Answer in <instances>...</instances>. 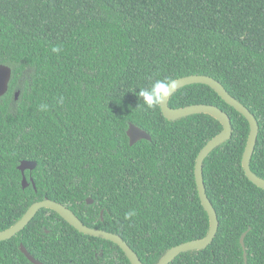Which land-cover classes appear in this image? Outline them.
Masks as SVG:
<instances>
[{
	"label": "trees",
	"instance_id": "16d2710c",
	"mask_svg": "<svg viewBox=\"0 0 264 264\" xmlns=\"http://www.w3.org/2000/svg\"><path fill=\"white\" fill-rule=\"evenodd\" d=\"M0 65L11 70L0 96V232L49 199L120 236L143 264L203 238L194 166L222 126L148 108L138 93L158 79L208 76L245 106L259 129L250 170L264 179V0H0ZM198 104L224 111L232 127L203 161L218 229L207 248L170 264H245L244 253L246 264H264V190L241 166L248 122L205 85L168 101ZM129 124L150 140L130 145ZM22 161L36 166L21 173ZM20 245L42 264H130L115 244L48 209L0 242V264H32Z\"/></svg>",
	"mask_w": 264,
	"mask_h": 264
},
{
	"label": "water",
	"instance_id": "95a60500",
	"mask_svg": "<svg viewBox=\"0 0 264 264\" xmlns=\"http://www.w3.org/2000/svg\"><path fill=\"white\" fill-rule=\"evenodd\" d=\"M11 78V70L7 66L0 65V96H3L8 88V83ZM175 87L171 89L170 94L168 95L167 100H165L163 105H159L161 113L166 120L175 121L181 118H185L190 115L195 114H206L214 119H216L222 126V130L214 136L211 140H209L205 146L200 150L197 155L195 166H194V178L195 184L197 187L198 196L203 206L204 210L208 215L209 220V228L207 234L200 239L189 241L183 244H180L176 247L169 249L163 257L158 261L157 264H170L179 254L203 250L207 248V246L213 241L217 229H218V220L217 215L206 195L205 186L203 182V161L205 158L218 146L226 142L232 135V127L229 116L222 111L221 109L211 106V105H191L177 109H171L168 106V101L170 96L177 91L178 89L193 85V84H201L208 86L211 88L228 106L233 108L236 112L241 114L249 125V134L247 137V141L245 144V148L241 158V166L244 171V175L249 182H251L254 186L259 189L264 190V179L259 178L250 170V160L253 155L257 136H258V124L255 120L254 116L250 113V111L239 103L236 99L230 96L225 88L216 80L211 77L203 76V75H191L183 78H179L174 80ZM18 96V93H15V98ZM126 135L129 140V144L133 145L140 140H150L148 134H146L143 130L135 127L132 124H129ZM36 164L31 161H22L18 166V170L23 173L25 170H33ZM23 188L27 187V181L23 177L22 179ZM92 201L87 199V204H91ZM41 209H48L56 214H58L65 222H67L71 227H73L76 231L86 236L99 238L102 240L109 241L115 244L121 251L124 253L125 257L128 259L130 264H143L138 258L137 254L122 240V238L116 234L109 233L103 230L94 229L85 226L75 214L70 211L68 208L59 204L57 202L51 201L49 199H44L39 202L33 203L27 211L23 214V216L18 220L13 226L8 228L7 230L0 232V242L6 241L14 237L17 233L22 231L34 218L37 212ZM245 232L242 234L240 238V244L244 249V238L246 236ZM20 252L25 256V258L32 264H42L36 259H34L24 248L23 245H20ZM244 262L246 264V253L243 255Z\"/></svg>",
	"mask_w": 264,
	"mask_h": 264
},
{
	"label": "clouds",
	"instance_id": "9594fccd",
	"mask_svg": "<svg viewBox=\"0 0 264 264\" xmlns=\"http://www.w3.org/2000/svg\"><path fill=\"white\" fill-rule=\"evenodd\" d=\"M175 87V81L171 79L155 80L149 87L140 89L138 96L148 108H154L157 105H163L167 100L171 89ZM132 213L126 214L128 218Z\"/></svg>",
	"mask_w": 264,
	"mask_h": 264
}]
</instances>
